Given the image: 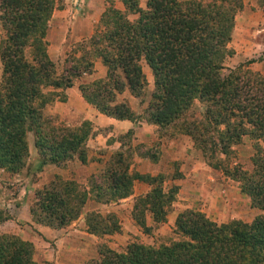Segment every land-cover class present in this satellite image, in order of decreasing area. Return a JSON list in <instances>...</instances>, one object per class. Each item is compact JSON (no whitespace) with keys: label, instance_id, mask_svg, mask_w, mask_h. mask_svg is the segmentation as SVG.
Returning a JSON list of instances; mask_svg holds the SVG:
<instances>
[{"label":"trees","instance_id":"16d2710c","mask_svg":"<svg viewBox=\"0 0 264 264\" xmlns=\"http://www.w3.org/2000/svg\"><path fill=\"white\" fill-rule=\"evenodd\" d=\"M118 1L122 9L104 0L92 33L75 45L79 56H71L57 74L45 39L55 0H0L5 32L0 40V167L14 172L24 166L28 134L40 165L74 156L84 160L89 124L68 126L44 116L42 109L54 97L46 98L43 90L69 87L99 59L105 76L78 86L85 102L117 120H142L167 128L169 135H187L204 162L229 173L259 213L250 222L217 224L185 210L174 222L180 240L157 247L131 242L119 252L101 244L98 258L84 264H264V148L257 142L264 145V77L243 64L219 73L242 0H145L143 8L138 0ZM141 59L151 72L152 90L144 108L134 113L117 97L123 90L140 96L145 86ZM246 135L256 138L249 172L229 160L231 147ZM133 155L138 154L128 149L112 152L86 188L56 180L36 189L38 207L29 208L32 223L64 227L80 215L86 199L106 204L130 194L136 177L152 182L154 177L128 172ZM148 195L157 207L164 204L160 189ZM83 217L85 230L96 237L118 231L110 212L92 210ZM32 254L30 242L0 233V264H36Z\"/></svg>","mask_w":264,"mask_h":264},{"label":"crops","instance_id":"0c3cea01","mask_svg":"<svg viewBox=\"0 0 264 264\" xmlns=\"http://www.w3.org/2000/svg\"><path fill=\"white\" fill-rule=\"evenodd\" d=\"M104 4V0H62L61 8L52 11L45 38L47 41L46 53L52 62L60 61L61 56L74 42L85 39L92 33V23L98 18ZM250 5L254 6L253 2L245 0L242 9L244 12L238 17L243 23V29L249 32L247 37L250 39V45H254L257 42L256 37L261 34L264 35V25H258L255 15L262 14L264 19V12L256 8L252 9ZM75 6L76 8H74ZM235 34L234 31L232 38ZM253 51L256 50L250 48L247 55L251 56ZM238 53L240 51L236 50L234 56H237ZM104 76L105 67L99 59H96L93 62L92 71L74 77L69 87L50 89L59 94L42 109L43 115L56 116L60 118L59 121H64L65 125H79L82 122L89 124L91 130L85 141L86 154L84 160L80 161L74 158L72 161L69 160L57 165L50 163L40 165L38 154L33 144L29 142L27 150L30 158L25 165L31 167L34 176L31 179L25 168L23 171L21 169L17 171L12 177V179L21 180L23 184L22 182L19 183V192L14 197L6 199L7 207H13L14 210L9 217L0 221V233L14 235L30 242L33 247L32 260L36 264H79L81 260L95 257L88 255L89 247L94 245L97 238L85 230L83 216L88 211L93 210L100 214L105 212L101 215L108 212L116 213L120 218H125L124 222H117L119 232H114V234H119L120 238L128 237L127 232L134 226L131 213L134 210L136 198L144 196L150 189L147 183L133 180L130 194L116 201L103 204L88 198L82 205L80 215L66 227L50 228L32 223L30 219L29 198L35 189L54 179L71 181L75 184H86L89 176L98 171L99 167L107 161L108 154L128 149L127 142L118 138L127 134L128 131H132L131 145L135 141L137 144H146L154 139L152 125L142 121L117 120L99 113L84 101L78 86ZM128 103L132 104L133 100H128ZM102 151L106 154L98 153ZM137 156L133 155L131 158L128 167L129 173L133 167L141 176L147 175L145 173L157 174L160 171L163 164L161 160L157 164H153L147 158ZM191 174L185 176L182 181H174L175 185L178 186L177 201L173 204L175 208L172 214L166 217V227L172 226L175 214L181 209L199 210L214 221H218L217 219L224 215V211H221L219 207L216 208L219 206L216 203V197H219L220 202L227 196L225 190L222 191V195L214 196L213 193L210 195L207 189H204V184L205 186L210 185L211 180L208 179L212 178L206 176L205 179L197 170H192ZM215 205L217 206L215 207ZM152 223V217L146 213L144 227L151 226ZM109 237L113 236L110 235ZM113 247L114 245L109 246L110 249H114ZM68 256L75 257V259H67Z\"/></svg>","mask_w":264,"mask_h":264},{"label":"rangeland","instance_id":"374dc122","mask_svg":"<svg viewBox=\"0 0 264 264\" xmlns=\"http://www.w3.org/2000/svg\"><path fill=\"white\" fill-rule=\"evenodd\" d=\"M138 1H139V6L141 5V7H143L145 0H138ZM244 2L245 0H242L243 4ZM250 2H253L254 4V6L250 5L252 9L256 8L257 10L264 12V0H258V2L256 0H250ZM113 4L115 7L122 9L121 4L118 0H113ZM61 5H62V0H55L53 10L61 8ZM105 6L106 4H104V7ZM74 8H76V6ZM242 9L241 11L237 12L234 16V25L230 35V41L227 44L228 56L222 61V69H220L219 73L221 75H224L227 73V69H233L234 67L243 64L245 65L244 68L264 77V35L263 34L258 35L256 37L257 39L256 44L250 45V39L247 37L249 32L243 29V23L241 19H239L238 17L240 14L244 12V10ZM99 15L96 21L92 23L93 25L92 30L99 19ZM255 16L258 25L259 24L264 25L263 15L257 14ZM133 17L134 16H129V18H133ZM234 31L236 32V34L232 38V34L234 33ZM4 37H5V32L0 22V40ZM79 41L74 42L64 52V54L61 56L60 61L57 60L56 62H54V67L57 74H60L63 71L64 67H66L69 64V60L71 56L75 58L79 56V52L78 53L76 52L75 54L73 53V51H75L76 49L75 45ZM250 48H252V50H256L255 52L254 51L252 52L253 54L251 56L247 55V51H249ZM236 50H239L240 53H238L237 56L236 55L234 56ZM138 64L140 66V70L145 80V86H142L140 96L134 98L128 90H123V92L120 93L117 97V101L121 99L124 100L128 104V106L134 111V113H137V111L144 108L145 101H147L148 95L152 90V75L149 68L142 59L138 62ZM0 74H1V68H0ZM43 91L45 93L46 98H53L55 97V95L59 94L52 92L49 88H45ZM128 100H133V103L129 104ZM140 101L142 104L140 103ZM44 116L53 117L57 120V122H60L63 125L66 124L64 121H59L60 118L56 116H48V115H44ZM71 126H78V125H71ZM152 130H153L152 136L154 139L146 144H140V143L137 144L135 141L133 145H131L130 138L132 133L118 137L124 140L125 142H127L126 144L128 145L127 148L129 150V153L133 151L134 153L140 156H145V158H147L153 164H157L159 160L163 162V164L160 167V171L157 174L150 175L148 173H145L147 174L146 176H150L151 178L154 177L152 182H150L151 179H147L145 181L140 180L144 183H147L146 181H149L150 183L147 184L149 185L150 189L148 192L145 193L144 196H140L143 198H140L135 202L134 210L131 213L134 221L133 225L135 227L133 226V228L127 232L126 235L128 237L120 238V236H118L119 234H114V232L108 235H104L102 237H97L95 239L94 245H91L88 250V255H94L95 257L88 258L86 260H81L79 261V264H84L90 261L91 259L94 260L97 259L98 258L97 250L99 246H101V244L107 246L108 248L110 245H114L113 247L114 249L112 250L119 252L122 251L124 247L131 242H139L148 246L157 247L160 245H167L172 240H180L181 238H179V234L177 233V229L174 225V222L179 213L185 210H192V209L187 208V209L179 210L175 214L172 226L166 227L165 222H166V217L172 214V211L175 208L173 204L177 201L176 194L178 191V186L175 185L174 181L184 180L185 176L192 175L191 174L192 170L200 171L201 172L200 175L204 176L205 179L207 178L206 176L212 178V179H208L211 180L210 185L205 186L204 184V189H207L208 194L211 195L213 193L214 196H216L217 194L222 195L223 190H225L227 194V196H225V198H223L220 202H219V197H216V203L219 204V206L215 205V207L217 206L216 207L217 209L219 207L221 211H224V215L221 218L219 219L216 218L218 221H214L206 217L205 214L199 210H194V211L202 213L204 217L217 224L228 223L229 221L232 220L250 222L259 213L257 209L251 208L249 206V200L247 196L244 195L243 192L239 190L238 182L235 181L234 178H232L229 175V173H223L220 170L213 169L204 162L201 153L193 147L192 141L187 135H182V134L169 135L167 128L166 129L158 128L155 125L152 126ZM26 141L28 148L29 146L28 143L29 142L32 143V136L28 134ZM257 142L259 146H261V148H264L261 139H257ZM255 143H256V138H252L251 136L248 135L242 136L239 142L231 147L232 153H231V157L229 158V160H231L230 165L236 164L243 172H249L251 169L250 159L253 154V146L255 145ZM98 153L102 155L106 154V152L104 151ZM85 154H86V150H85ZM29 158H30V154L28 153V156L25 160V164L28 162ZM74 158L76 157L74 156ZM73 159H71V161ZM25 164L21 168V170L23 171L26 168V172L30 175L29 177L32 179L34 176V173L32 172L33 170L29 165H25ZM102 168H104V165L100 166L98 171H96L94 175L95 174L98 175ZM131 170L132 171H130V173L138 174V172L134 170V167ZM17 171L13 172L8 170L7 167H0V221L3 218L9 217V215L13 213L14 208L7 207L6 199L8 197H14L19 192V183L22 181L17 178L12 179V177L15 176L14 174ZM56 180L57 179H54L52 181H56ZM133 180L137 181L139 179L138 177H136ZM48 183L50 182L45 183L42 187L47 186ZM76 186H77V190H80L82 187L85 188L87 187L86 184H77ZM153 189L155 190L160 189L161 192L164 194L163 196L164 198L162 197L164 204H162L161 207H157L156 203L153 202V198L149 197L148 195V193L152 192ZM150 194L154 195L152 193ZM29 200H30V206H33V208L36 210L38 206H37V201L35 200L33 194L31 195V198H29ZM143 210H147L149 212H143ZM151 211L153 212V214ZM102 213L105 212H101V214ZM146 213H149V217H153V223L151 226L142 227L141 226L142 222L144 224L146 220ZM112 214L117 222L118 221L121 223L124 222L125 218L123 219L120 218L116 213L115 214L112 213ZM118 232L119 231H116L115 233ZM110 235H112L113 237H109ZM67 259L74 260L75 257L68 256Z\"/></svg>","mask_w":264,"mask_h":264}]
</instances>
